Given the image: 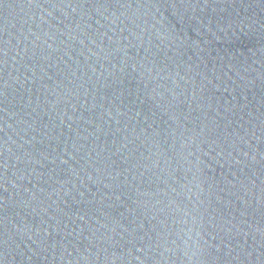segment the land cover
<instances>
[{
	"label": "water",
	"instance_id": "95a60500",
	"mask_svg": "<svg viewBox=\"0 0 264 264\" xmlns=\"http://www.w3.org/2000/svg\"><path fill=\"white\" fill-rule=\"evenodd\" d=\"M2 264H264V0H0Z\"/></svg>",
	"mask_w": 264,
	"mask_h": 264
},
{
	"label": "snow or ice",
	"instance_id": "6c2138e0",
	"mask_svg": "<svg viewBox=\"0 0 264 264\" xmlns=\"http://www.w3.org/2000/svg\"><path fill=\"white\" fill-rule=\"evenodd\" d=\"M0 264H2V262H0Z\"/></svg>",
	"mask_w": 264,
	"mask_h": 264
}]
</instances>
